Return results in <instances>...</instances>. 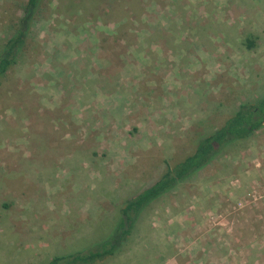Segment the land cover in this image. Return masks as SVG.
I'll list each match as a JSON object with an SVG mask.
<instances>
[{"label": "rangeland", "instance_id": "rangeland-1", "mask_svg": "<svg viewBox=\"0 0 264 264\" xmlns=\"http://www.w3.org/2000/svg\"><path fill=\"white\" fill-rule=\"evenodd\" d=\"M26 3L0 0V52ZM261 97L264 0H39L0 78V264L103 240L127 199ZM95 264H264V125Z\"/></svg>", "mask_w": 264, "mask_h": 264}, {"label": "trees", "instance_id": "trees-1", "mask_svg": "<svg viewBox=\"0 0 264 264\" xmlns=\"http://www.w3.org/2000/svg\"><path fill=\"white\" fill-rule=\"evenodd\" d=\"M38 3L39 0H27L17 30L4 43L0 52V78L15 63L23 48ZM263 125L264 97L253 103L241 104L219 128L199 141L193 153L174 164L151 185L127 199L120 209L113 232L106 238L82 251L54 256L45 264H95L114 255L128 239L139 214L148 204L208 165L223 148L251 137Z\"/></svg>", "mask_w": 264, "mask_h": 264}]
</instances>
